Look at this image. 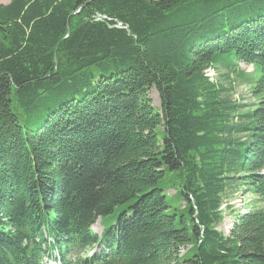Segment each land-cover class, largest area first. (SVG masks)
I'll return each instance as SVG.
<instances>
[{
  "label": "trees",
  "instance_id": "trees-1",
  "mask_svg": "<svg viewBox=\"0 0 264 264\" xmlns=\"http://www.w3.org/2000/svg\"><path fill=\"white\" fill-rule=\"evenodd\" d=\"M98 220L106 264H264V0L0 5V263Z\"/></svg>",
  "mask_w": 264,
  "mask_h": 264
},
{
  "label": "rangeland",
  "instance_id": "rangeland-1",
  "mask_svg": "<svg viewBox=\"0 0 264 264\" xmlns=\"http://www.w3.org/2000/svg\"><path fill=\"white\" fill-rule=\"evenodd\" d=\"M10 4V0H0V5H9ZM243 69L246 68L244 65H242ZM252 71V67L248 68V72ZM210 77H213V74L210 73L209 75ZM151 98L154 100V105H158L159 104V99H158V95L155 91H152L150 94ZM237 97V96H236ZM176 180H170V186L171 188H175V190H168L167 191V195L170 197H173V195L177 194L176 190L181 188L182 186V182L181 180H178L177 177H175ZM242 189L236 191L235 193H237L233 198H231V200H229V204L228 207H226V205H224L221 208L222 214L224 215V221L222 222V224L217 228V230L226 235L229 236L231 229L233 227L234 222L236 221V215L239 214H244L245 212L248 211L247 206L252 205L253 203L252 200L250 199V196H248L246 193L241 191ZM241 191V192H240ZM253 201L255 202V200L253 199ZM180 203V202H179ZM180 205L182 206V208L184 209L185 204L183 202L180 203ZM181 208V209H182ZM95 232L98 234H101L103 231V227L101 224H98L95 228H94ZM184 250L182 251V254H184Z\"/></svg>",
  "mask_w": 264,
  "mask_h": 264
},
{
  "label": "clouds",
  "instance_id": "clouds-1",
  "mask_svg": "<svg viewBox=\"0 0 264 264\" xmlns=\"http://www.w3.org/2000/svg\"><path fill=\"white\" fill-rule=\"evenodd\" d=\"M210 77V76H209Z\"/></svg>",
  "mask_w": 264,
  "mask_h": 264
}]
</instances>
